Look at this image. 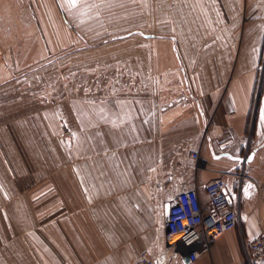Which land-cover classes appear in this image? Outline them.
<instances>
[{
    "label": "crops",
    "instance_id": "crops-1",
    "mask_svg": "<svg viewBox=\"0 0 264 264\" xmlns=\"http://www.w3.org/2000/svg\"><path fill=\"white\" fill-rule=\"evenodd\" d=\"M96 48L127 84L6 101ZM217 178L237 226L185 262L166 209L197 190L209 213ZM263 229L264 0H0V264H247Z\"/></svg>",
    "mask_w": 264,
    "mask_h": 264
},
{
    "label": "built area",
    "instance_id": "built-area-1",
    "mask_svg": "<svg viewBox=\"0 0 264 264\" xmlns=\"http://www.w3.org/2000/svg\"><path fill=\"white\" fill-rule=\"evenodd\" d=\"M68 136L69 131L64 128L62 139ZM191 157L197 160L199 153L194 152ZM205 194L211 208L209 213L204 211L197 190H183L173 201L164 222L166 244L170 247L180 244L193 262L208 253L222 235L234 230L238 221L222 178L212 180L205 187ZM245 254L247 264H264V229L246 244ZM135 264H167V258L144 252Z\"/></svg>",
    "mask_w": 264,
    "mask_h": 264
},
{
    "label": "rangeland",
    "instance_id": "rangeland-1",
    "mask_svg": "<svg viewBox=\"0 0 264 264\" xmlns=\"http://www.w3.org/2000/svg\"><path fill=\"white\" fill-rule=\"evenodd\" d=\"M117 50L115 49V51ZM88 52L89 50L85 51V49L78 54L75 50L66 51L48 63L36 64L35 69L30 70L32 72L21 78L28 77L25 83L19 85L23 90H20V93L13 91L12 95H9L10 97H5L6 101L32 97L47 103H56L65 99H73L75 94H79L81 91H89L91 88L127 84V81L110 78L111 73H113L111 70L113 69L112 62L121 59L110 57L107 60L106 52H99L98 48L91 53ZM58 58L60 62H64H61L62 65L56 64L59 62ZM91 60L93 63L90 62ZM106 65L109 67L106 68ZM121 66L122 64L118 63L116 68Z\"/></svg>",
    "mask_w": 264,
    "mask_h": 264
},
{
    "label": "water",
    "instance_id": "water-1",
    "mask_svg": "<svg viewBox=\"0 0 264 264\" xmlns=\"http://www.w3.org/2000/svg\"><path fill=\"white\" fill-rule=\"evenodd\" d=\"M253 157H254V154H251L250 157H248L246 159H244V158L243 159H239V162H245V163L250 162L253 159ZM169 210H170V208L166 209V218L168 217ZM189 261H190V258H189V256H187L186 259H185V262H189Z\"/></svg>",
    "mask_w": 264,
    "mask_h": 264
},
{
    "label": "snow or ice",
    "instance_id": "snow-or-ice-1",
    "mask_svg": "<svg viewBox=\"0 0 264 264\" xmlns=\"http://www.w3.org/2000/svg\"><path fill=\"white\" fill-rule=\"evenodd\" d=\"M68 4L71 6V7H75L76 6V3H77V0H67Z\"/></svg>",
    "mask_w": 264,
    "mask_h": 264
}]
</instances>
